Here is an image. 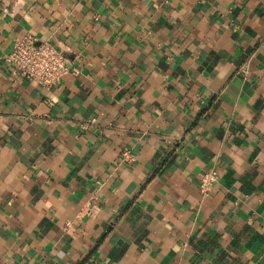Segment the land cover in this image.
Segmentation results:
<instances>
[{"label": "crops", "instance_id": "obj_1", "mask_svg": "<svg viewBox=\"0 0 264 264\" xmlns=\"http://www.w3.org/2000/svg\"><path fill=\"white\" fill-rule=\"evenodd\" d=\"M0 264H264V0H0Z\"/></svg>", "mask_w": 264, "mask_h": 264}, {"label": "built area", "instance_id": "obj_2", "mask_svg": "<svg viewBox=\"0 0 264 264\" xmlns=\"http://www.w3.org/2000/svg\"><path fill=\"white\" fill-rule=\"evenodd\" d=\"M2 59L12 73L48 91L57 85L65 74L76 75L79 72L54 44L49 41H37L30 35L17 38ZM46 100L52 101L49 97ZM120 157L124 162L133 160L132 153L127 149L123 150ZM217 177L215 167L205 170L198 182L199 193L208 194Z\"/></svg>", "mask_w": 264, "mask_h": 264}]
</instances>
